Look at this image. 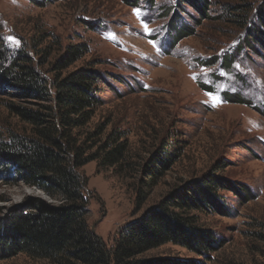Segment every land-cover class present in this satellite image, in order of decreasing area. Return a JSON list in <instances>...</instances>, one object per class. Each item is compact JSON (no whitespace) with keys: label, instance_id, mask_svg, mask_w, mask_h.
Masks as SVG:
<instances>
[{"label":"rangeland","instance_id":"rangeland-1","mask_svg":"<svg viewBox=\"0 0 264 264\" xmlns=\"http://www.w3.org/2000/svg\"><path fill=\"white\" fill-rule=\"evenodd\" d=\"M260 10L264 0H0V74L23 56L47 88L37 95L23 92L11 76L0 82V147L24 150L35 140L58 150L51 138L65 150L80 147L79 158L88 160L79 167L86 219L108 247L127 223L181 191L194 196L209 175L217 180L205 193L212 203L169 207L210 231L211 245L198 250L170 242L145 255L264 264ZM179 28L186 36L176 40ZM69 46L82 52L58 67ZM81 68L99 73L97 102L65 124L54 82ZM117 146L121 162L99 166ZM151 160L154 175L145 169ZM39 201L57 205L64 197L31 184L1 150L0 223L36 210ZM0 264L55 263L19 253Z\"/></svg>","mask_w":264,"mask_h":264},{"label":"trees","instance_id":"trees-1","mask_svg":"<svg viewBox=\"0 0 264 264\" xmlns=\"http://www.w3.org/2000/svg\"><path fill=\"white\" fill-rule=\"evenodd\" d=\"M260 12L264 23V11ZM185 29L177 30L176 40L186 36ZM255 35L257 38L264 37L259 28H256ZM81 52L80 47L69 46L57 66L65 67ZM22 57L14 58L4 67L0 82L7 83L11 76L13 82L19 84L25 93H47L46 82ZM2 59L1 52V61ZM98 77L97 71L81 68L68 73L63 79L55 80V98L62 123L71 124V113L79 112L97 102L94 85ZM51 140L58 150L35 140L24 150H14L8 145L0 147V151L10 153L12 161L25 172L31 184L43 188L51 195L60 193L64 197V201L57 205L39 201L36 210L19 211L0 223V258L26 253L33 258L49 259L55 264H196L145 254L170 242L198 250L211 245L213 236L210 231L195 226L193 216L169 207V202L181 208H199L200 205L206 206L211 202L205 193L207 189H211L209 183L216 184L217 180L207 175L205 178L208 185H204L203 179L197 184V190L193 188L194 196L181 191L162 200L159 205L122 227L114 245L108 247L104 239L89 228L86 219V199L82 191L79 167L88 160L79 158L80 147L68 144L65 150L56 139ZM70 151H75L74 162L69 156ZM122 159V147L117 146L104 155L99 166L114 165ZM150 163L152 166L145 165V169L154 175L153 160Z\"/></svg>","mask_w":264,"mask_h":264},{"label":"snow or ice","instance_id":"snow-or-ice-1","mask_svg":"<svg viewBox=\"0 0 264 264\" xmlns=\"http://www.w3.org/2000/svg\"><path fill=\"white\" fill-rule=\"evenodd\" d=\"M134 11L139 15V9H136V10H134ZM142 24H143V27H144V30H145V31H149V32L152 31V30H150V29L147 28V22L142 21ZM113 38H115V37L113 36ZM7 39H8V40H13V41L15 40L14 37H8ZM16 43H19V42L16 41ZM153 44H154V46H155V41H153ZM237 67H239V66H237ZM209 95H212V93L210 92Z\"/></svg>","mask_w":264,"mask_h":264}]
</instances>
